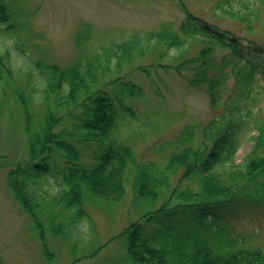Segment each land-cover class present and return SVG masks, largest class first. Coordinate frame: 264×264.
<instances>
[{
	"label": "trees",
	"instance_id": "1",
	"mask_svg": "<svg viewBox=\"0 0 264 264\" xmlns=\"http://www.w3.org/2000/svg\"><path fill=\"white\" fill-rule=\"evenodd\" d=\"M14 16L9 4L0 0V27L4 24L2 30L10 36L16 31ZM177 29L163 27L145 34L135 33L122 41L102 45L90 56L84 55L65 68L37 61L41 70L39 79L43 82L42 86H36L40 115L24 92L13 94L24 114L29 159L18 162L9 171L8 183L18 200L25 203L24 210L30 218L35 217L33 209L40 207L37 200L42 190L38 188L39 177L49 174L46 172L48 160L54 154L69 167L66 175L69 181L64 193L58 196L60 199L53 195L44 201L48 208L58 206L61 211L68 208L69 221L76 213L71 209L80 206L77 209L80 214L89 202L87 194L96 186L97 191L105 190L108 199H118L127 181L128 169H133L138 185L143 184V175H148V182L156 180L157 175L163 179L160 204L141 214L117 238L124 243L128 263L264 264L263 249L243 246L227 221L228 214L240 205L242 197L261 201L250 197L249 192H262L252 186L264 176L263 131L255 137L243 160L236 163L235 159L237 131L243 119L240 102L247 99L254 87H263L256 77L257 66L249 61L243 63L240 38L235 35L198 24L190 17ZM198 34L205 36L209 44L230 49L232 60L224 59L223 64H217L209 45L196 53L189 51L192 41L187 47V39ZM252 46L255 50L263 49L261 45ZM4 58L8 59L0 50V74L4 69L10 76L12 70L4 68ZM226 66L234 75V87L243 89L235 97L226 91L229 89ZM157 68L181 74L189 85L205 84L210 105L221 104L225 108L200 127L183 124L179 134L165 146H155L160 153L165 148L171 151L161 162L137 161L131 145L119 140L120 128L136 116L135 102L145 98L144 87L130 73L136 71L149 79L151 69L155 72ZM263 68L258 72L263 73ZM74 135H77V144L72 139ZM80 144L88 146H84L87 149L84 159L79 155ZM240 189L245 191L239 192ZM65 194L75 203L62 200ZM156 194L143 196H153L156 201L159 196Z\"/></svg>",
	"mask_w": 264,
	"mask_h": 264
},
{
	"label": "rangeland",
	"instance_id": "2",
	"mask_svg": "<svg viewBox=\"0 0 264 264\" xmlns=\"http://www.w3.org/2000/svg\"><path fill=\"white\" fill-rule=\"evenodd\" d=\"M5 1L14 10L16 31L10 36L3 32L4 24L0 27V50L9 59L2 60L3 66L12 70L10 76L4 69L0 74L3 77L0 78V264H130L124 243L117 238L122 237L120 233L141 214L160 204L163 179L155 175L156 180L148 182V175H143L144 185L141 186L135 180L133 169H128L125 188L117 195L118 199H108L105 190L97 191V186L92 193L87 194L86 189L89 202L84 211H80L81 216L77 212L80 206L72 208L76 213L69 222L68 208L67 211H61L58 206L48 208L44 201L53 195L60 199L58 196L64 193L69 181L66 178L69 167L51 154L46 171L49 174L39 177L38 188L43 190L37 200L40 207L33 209L36 216L30 218L24 210L25 203L18 200L8 183L9 171L18 162L29 159L24 114L14 92H24L31 98L34 110L40 115L36 86H42L43 82L39 79L41 70L37 61L65 68L84 55L90 56L102 45L122 41L135 33L145 34L163 27L178 31L179 24L190 17L193 22L240 38L241 60L257 66L256 77L263 87H254L247 99L240 102L243 119L237 131L239 142L235 159L238 163L249 152L259 132L264 133V68L263 73L258 72L264 67V0ZM187 40V47L192 41L189 51L194 53L209 45L217 64L232 60L230 49L209 44L202 34ZM249 40L263 49L255 50ZM225 69L229 84L226 91L235 97L240 87H234V75L229 66ZM151 70L149 79L136 71L130 73L144 87L145 98L135 102L136 116L120 128L119 140L131 145L137 161L161 162L171 151L165 148L160 153L155 146H165L179 134L183 124L200 127L225 107L210 105L205 84L189 85L181 74L171 70ZM72 139L77 144V135ZM84 146L79 145L82 159L87 150ZM252 187L262 192H249V196L261 201L242 197L240 205L228 214L227 221L243 246L260 247L264 251V176ZM107 189H111L110 186ZM155 192L159 195L156 201L153 196H143ZM68 198L69 194H65L62 200L75 203Z\"/></svg>",
	"mask_w": 264,
	"mask_h": 264
}]
</instances>
